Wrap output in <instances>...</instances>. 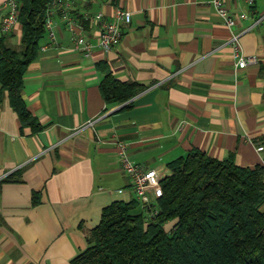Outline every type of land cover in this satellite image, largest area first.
<instances>
[{
	"label": "crops",
	"instance_id": "obj_1",
	"mask_svg": "<svg viewBox=\"0 0 264 264\" xmlns=\"http://www.w3.org/2000/svg\"><path fill=\"white\" fill-rule=\"evenodd\" d=\"M226 6L237 18L232 28L203 0H70L65 14L53 10L55 40L48 44L45 32L47 46L23 74V100L41 129H20L0 94V264H71L105 205L137 200L116 154L119 139L159 177L192 148L232 155L240 166L264 164V0ZM117 7L131 18L105 50L90 18L99 11L109 18ZM7 10L0 0V19ZM237 32L239 54L252 59L244 67L228 43ZM20 33L19 23L0 29L11 45ZM77 34L93 44L88 54L74 48ZM101 61L142 89L107 105Z\"/></svg>",
	"mask_w": 264,
	"mask_h": 264
},
{
	"label": "trees",
	"instance_id": "obj_2",
	"mask_svg": "<svg viewBox=\"0 0 264 264\" xmlns=\"http://www.w3.org/2000/svg\"><path fill=\"white\" fill-rule=\"evenodd\" d=\"M15 1L21 48L0 36V94L20 129L36 132L42 126L23 100V74L38 56L50 0ZM96 66L103 73L99 89L107 105L126 102L143 87L115 78L104 61ZM167 169L153 218L138 211L137 200L110 202L70 263L264 264V164L240 166L232 155L218 159L192 148L170 160Z\"/></svg>",
	"mask_w": 264,
	"mask_h": 264
},
{
	"label": "built area",
	"instance_id": "obj_3",
	"mask_svg": "<svg viewBox=\"0 0 264 264\" xmlns=\"http://www.w3.org/2000/svg\"><path fill=\"white\" fill-rule=\"evenodd\" d=\"M210 2L215 8L216 13L222 18L224 24L232 28L237 18L229 11L226 6L227 0H203ZM248 5H252L255 0H244ZM70 0H50L46 9L44 21L45 32L48 38V44L55 40V31L53 27L52 13L55 8L59 9L64 14L69 6ZM8 10L0 19V29L2 33H9L17 24V2L15 0H7ZM245 13L241 12L239 17H245ZM131 12L124 8H115L112 15L106 18L103 12H96L90 19L97 25V39L95 45L102 49H111L117 45L123 34V25L130 21ZM69 26L71 21H68ZM239 33H232L228 43L234 49L237 55L238 67H244L252 59L243 57L239 54ZM74 48L82 51L83 54H88L93 44L84 35L73 36ZM47 45H41L40 50H44ZM262 145L257 149L261 150ZM116 154L119 157L120 165L124 173L130 179L131 186L136 194V199L140 203L143 212L148 218H153L157 213L156 199L161 195L162 189L158 172L154 168H147L143 165L131 160L127 154V143L124 140L116 141ZM148 191L152 192V196Z\"/></svg>",
	"mask_w": 264,
	"mask_h": 264
},
{
	"label": "rangeland",
	"instance_id": "obj_4",
	"mask_svg": "<svg viewBox=\"0 0 264 264\" xmlns=\"http://www.w3.org/2000/svg\"><path fill=\"white\" fill-rule=\"evenodd\" d=\"M9 44V43H8ZM10 46H12L13 48H16V49H20L21 48V46H20V44H17V45H11V44H9Z\"/></svg>",
	"mask_w": 264,
	"mask_h": 264
}]
</instances>
